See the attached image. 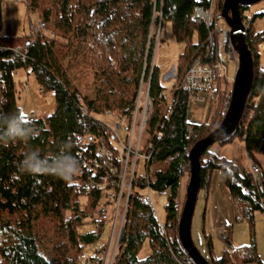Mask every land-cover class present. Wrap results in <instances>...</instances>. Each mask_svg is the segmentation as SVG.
Returning a JSON list of instances; mask_svg holds the SVG:
<instances>
[{"label": "trees", "instance_id": "1", "mask_svg": "<svg viewBox=\"0 0 264 264\" xmlns=\"http://www.w3.org/2000/svg\"><path fill=\"white\" fill-rule=\"evenodd\" d=\"M205 1L163 0L159 6L163 11L164 24L170 22L176 39L184 43L176 66L178 81L183 79L196 57L208 52L210 27L192 18L194 6ZM2 2L0 0V112L19 115L39 134L27 143L0 146V264H85L93 259H97V264H103L99 254L105 251V245L98 249L95 247L96 254L92 257L88 254L83 262L78 257L86 251V247L100 239L105 226L101 215L105 209L103 205L107 191L93 187L87 191L86 180L77 174V170L70 177L31 175L21 172L18 162L22 154L32 148L50 156L65 143L71 144V155L77 161V153L83 150L78 136L87 129L93 132L100 129L97 135L109 140L110 134L92 115L109 108L131 112L145 58L154 0H31L29 9L38 12L47 28L27 47L18 51L15 48L30 42L32 36L29 34L26 41L21 42L14 35L2 33ZM223 2L218 0L219 16ZM247 7L240 6L243 20H248L243 15ZM256 16H264V11ZM252 25L253 20L250 21L246 36L254 61L252 88L238 127L229 138L221 141L226 143L239 137L250 159L257 154L264 155V64L260 63L259 51L264 42V32L255 31ZM77 55L83 67H88L92 72L95 83V96L83 95V104L88 111L85 117L69 92L73 89H69L70 75L66 60ZM21 68L33 73L40 92H53L55 109L51 115L36 117L30 122L21 113L13 77L14 72ZM74 90L81 92L78 88ZM165 90L157 65L151 86L155 108L147 125L149 136L157 130L162 120L163 102L160 94ZM226 92L230 93L229 90L224 92L215 117L210 122L201 123L188 121V93L183 89L177 92V103L163 137L156 142L153 152L154 160L170 158V161L164 171L153 174L151 181L154 189L170 191L169 196L165 197L168 233L166 236L158 233L156 219L140 199L144 178L137 177V187L132 193L123 236L113 264H195L178 237L177 196L182 176L190 177L191 147L214 130L225 115L230 103L228 98L229 103L225 104ZM189 124L193 126L192 133L187 129ZM258 164L264 175L262 165ZM215 169L222 170L226 176L236 222L245 220L250 234L248 244L234 247L233 226H227L222 237L225 248L220 256L215 255L212 235L206 231L205 223ZM102 172L100 169V174ZM200 175V189L205 191L206 201L203 236L210 256L206 259L210 264H262L256 246L255 219L257 213L264 211V184L260 189L254 182L250 168L240 170L232 161L217 156L209 148L201 156ZM81 197H86L85 203ZM67 214H74L75 218L67 219ZM95 214L97 218L93 219ZM42 216H54L68 228L67 241L58 244V253L52 258L45 257L41 252L35 231L36 220ZM86 218L97 223V232L81 234L78 231ZM145 241L149 242L150 252L140 258L138 254Z\"/></svg>", "mask_w": 264, "mask_h": 264}, {"label": "built area", "instance_id": "2", "mask_svg": "<svg viewBox=\"0 0 264 264\" xmlns=\"http://www.w3.org/2000/svg\"><path fill=\"white\" fill-rule=\"evenodd\" d=\"M163 0H154L153 15L150 25L148 41L146 45V58L143 62L138 92L133 108L130 113H125L121 109H105L99 114L92 115V118L99 122L104 130L110 134L109 140L99 137L100 129H87L78 136V142L83 146V150L77 153V174L85 181L86 190L91 188L107 191L103 205L102 219L105 226L101 236L107 232L104 241L105 258L103 264H113L117 255L120 240L123 236L126 215L132 193L137 187V177L144 178V187L140 188L141 201L150 208V213L157 222V231L160 235L166 236L168 233L169 221L160 214L156 198L168 197V189H154L151 185L154 173L164 171L170 158L154 160L153 152L156 142L161 140L166 130V124L170 120L177 103V92L185 90L188 93V104L190 100L202 101L206 96L223 99L225 91L227 101L231 100V93L235 76L229 73L227 62L236 61L238 64V54L235 51L231 39L230 28L221 29L216 21L220 15L218 0H206L203 4L194 6L192 18L196 22H205L210 27L208 33V52L204 56L196 57L186 70L183 79L175 84L170 92L167 90L160 94L163 102L162 120L157 130L149 136L147 125L154 111V102L151 96V86L158 60V51L163 38V11L159 9ZM28 5V3H27ZM245 30L243 34L247 36L250 20H243ZM46 22L39 19L38 23L29 22V32L32 36L30 42L15 48L16 51L27 47L36 36L46 30ZM226 58V59H225ZM238 69V66H237ZM237 72V71H236ZM236 75V74H235ZM70 89V87H69ZM68 89V90H69ZM74 102L81 109L82 116H88L82 92L69 90ZM36 119L35 113L30 114L27 120L33 122ZM187 129L193 132V126L189 124ZM248 156V155H247ZM248 159H250L248 157ZM145 174H140V169ZM250 171L254 182L261 189L264 184V175L258 163L250 162ZM100 169L102 173L100 174ZM97 174V176H96ZM96 176V177H95ZM185 201V200H184ZM181 185L177 196V217L182 212ZM264 213V211H261ZM225 236L222 232V236ZM88 258V252L81 253L78 257L80 262Z\"/></svg>", "mask_w": 264, "mask_h": 264}, {"label": "rangeland", "instance_id": "3", "mask_svg": "<svg viewBox=\"0 0 264 264\" xmlns=\"http://www.w3.org/2000/svg\"><path fill=\"white\" fill-rule=\"evenodd\" d=\"M31 0H3V22L4 27L2 29L3 34H9L8 25L12 23L13 35L18 38L21 42H25L29 32V22L38 23L39 15L38 12L31 11L27 3ZM264 11V0L253 4L246 8L244 11V16L248 17L251 21L253 20V28L255 31L264 32V16H256V14ZM221 29H225L227 24L225 19L221 16L218 17L216 21ZM196 35L194 36L195 39ZM184 43L179 42L175 35L170 22H165L163 28V38L158 51L157 64L160 69L161 80L164 83L167 92L172 90L173 85L176 82V66L178 58L183 51ZM260 63L264 64V42L260 45ZM146 53V51H145ZM146 58V54L144 56ZM144 58V61H145ZM226 59V58H225ZM69 66V85L73 90L78 88L83 94L89 95L90 97L95 96V83L93 79V74L88 67H83L80 63V57L74 56L69 57L66 60ZM229 67V73L235 76L237 71V62L232 60L227 62ZM1 76V72H0ZM15 87H16V98L17 104L20 108L21 113L27 118L30 114L35 113L37 118L46 117L51 115L55 109V98L53 92L42 93L39 91L38 83L29 70L25 68L18 69L13 74ZM232 87V86H231ZM229 103L227 97L225 96V104ZM218 99H213L210 96H206L202 101H189L188 115L187 119L190 123L198 122H210L219 109ZM224 107V106H223ZM222 107V108H223ZM226 112V110H225ZM209 151L216 154L219 157H224L234 164H236L240 170L244 168L249 169L251 163H260L264 169V155L257 154L253 158L248 159L244 142L239 137H234L226 143L215 142L209 147ZM140 174H145L146 172L139 170ZM189 176L184 175L181 179V200L184 203L186 185L188 184ZM81 200L85 203L86 197H81ZM105 201V198H104ZM106 203V201H105ZM157 208L163 218L166 217L165 206L167 204V199L165 197L156 198ZM206 201H205V191L200 189L198 194V199L196 202L195 212L192 219V238L195 246L198 248L200 253L209 259V252L207 250V244L205 237L203 236V213L205 211ZM207 216H206V227H208V211L209 203L207 205ZM258 214V213H257ZM256 214V215H257ZM67 219L75 218L74 214H67L65 216ZM97 218V214L93 216V219ZM256 220V219H255ZM63 223V222H62ZM60 224L58 218L54 216H42L36 220L35 231L38 238V243L41 252L45 257L52 258L58 253V244L67 241L68 228L64 227V223ZM264 221H260V224ZM98 225L96 222H91L88 218L84 219L83 223L79 225L78 231L83 234L86 232L98 231ZM238 235L245 236V226H241ZM260 232H262L260 230ZM212 235L215 245V255L220 256L225 243H223L221 236L219 237L217 231H212ZM223 237V236H222ZM107 238V232L105 231L97 243H93L89 247H86V251L89 256L96 254V249L104 245V241ZM261 238L262 234H261ZM264 239V238H263ZM241 243L246 242V240H239ZM96 247V249H94ZM150 252V245L148 241H145L142 250L139 252L138 256L140 258L146 257ZM105 258V254L100 253L99 259ZM1 260V257H0ZM97 259L89 260L85 264H97Z\"/></svg>", "mask_w": 264, "mask_h": 264}, {"label": "water", "instance_id": "4", "mask_svg": "<svg viewBox=\"0 0 264 264\" xmlns=\"http://www.w3.org/2000/svg\"><path fill=\"white\" fill-rule=\"evenodd\" d=\"M262 0H224L221 17L230 28V39L238 54V69L232 86L231 100L220 124L205 137L194 143L189 151L191 172L186 186L185 201L178 224V237L189 257L195 264H210L195 246L192 238V219L200 192L201 156L215 142L229 138L238 127L254 78L252 53L243 34L245 26L240 6H251Z\"/></svg>", "mask_w": 264, "mask_h": 264}, {"label": "clouds", "instance_id": "5", "mask_svg": "<svg viewBox=\"0 0 264 264\" xmlns=\"http://www.w3.org/2000/svg\"><path fill=\"white\" fill-rule=\"evenodd\" d=\"M38 130L17 114L0 112V146L7 147L17 142L27 143L38 135ZM21 172L38 175L51 174L60 177H70L78 168V162L71 155V144L65 143L50 156L43 155L32 148L22 154L18 162Z\"/></svg>", "mask_w": 264, "mask_h": 264}, {"label": "crops", "instance_id": "6", "mask_svg": "<svg viewBox=\"0 0 264 264\" xmlns=\"http://www.w3.org/2000/svg\"><path fill=\"white\" fill-rule=\"evenodd\" d=\"M4 27V23H3ZM9 34L13 35L12 23L8 25ZM209 211H208V219L206 227V231L212 235V231H217L218 236L222 238V232L226 229L227 226H233V245L234 247H240L246 245L250 241V234L248 230V224L245 220L241 223L236 222V215L234 210V203L230 191L226 184V176L222 170L215 169L212 173L210 193H209ZM264 221V213L259 212L256 215L255 220V236H256V246L258 254L262 260V264H264V229L263 224L259 225V222ZM241 226H245V236L238 235ZM260 230L262 232H260ZM261 234L262 237L261 238ZM212 239L214 242V238L212 235ZM239 240L246 242L241 243ZM223 241V239H222ZM224 243V242H223ZM215 247V245H214ZM225 248V247H224ZM223 248V249H224ZM247 264H258V263H247Z\"/></svg>", "mask_w": 264, "mask_h": 264}]
</instances>
